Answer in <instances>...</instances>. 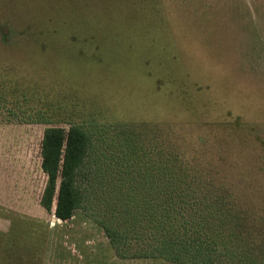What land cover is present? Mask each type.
<instances>
[{
  "label": "rangeland",
  "instance_id": "374dc122",
  "mask_svg": "<svg viewBox=\"0 0 264 264\" xmlns=\"http://www.w3.org/2000/svg\"><path fill=\"white\" fill-rule=\"evenodd\" d=\"M0 82L56 126H171L264 240V0H0ZM47 126L0 119V264H179L120 257L91 207L40 205Z\"/></svg>",
  "mask_w": 264,
  "mask_h": 264
},
{
  "label": "trees",
  "instance_id": "16d2710c",
  "mask_svg": "<svg viewBox=\"0 0 264 264\" xmlns=\"http://www.w3.org/2000/svg\"><path fill=\"white\" fill-rule=\"evenodd\" d=\"M39 99L0 88V119L48 125L41 142L47 181L40 205L46 211L66 221L81 207L93 208L122 258L264 264L256 224L212 171L201 173L185 157L171 126L70 118L68 128L56 126L51 105Z\"/></svg>",
  "mask_w": 264,
  "mask_h": 264
}]
</instances>
